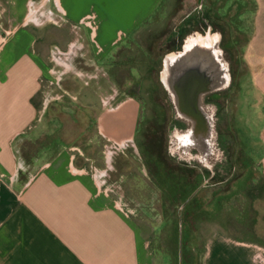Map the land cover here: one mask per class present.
Segmentation results:
<instances>
[{
  "label": "rangeland",
  "instance_id": "rangeland-1",
  "mask_svg": "<svg viewBox=\"0 0 264 264\" xmlns=\"http://www.w3.org/2000/svg\"><path fill=\"white\" fill-rule=\"evenodd\" d=\"M257 4L258 0H159L134 33L117 34L106 54L94 43L90 47L89 41L77 42L75 50L81 55L52 71L36 127L17 146L18 180L60 149L106 169L95 179L104 180L108 196L120 199V209L136 223L150 249L151 264H201L205 240L217 230L264 244V182L243 141L254 93L247 83L243 53ZM1 8L4 43L16 34L17 26ZM65 16L60 0H26L21 26L45 29L57 23L60 29ZM93 19L92 14L79 19L83 28L88 25L79 34H89ZM203 31L220 35L231 76L227 88L204 97L205 113L213 121L207 154L196 148L191 123L177 113L161 74L165 57ZM51 49L58 51L51 45L49 57ZM126 98L140 104L137 129L109 149L105 144L110 139L99 132L97 118ZM249 132L252 138L256 134Z\"/></svg>",
  "mask_w": 264,
  "mask_h": 264
},
{
  "label": "crops",
  "instance_id": "crops-1",
  "mask_svg": "<svg viewBox=\"0 0 264 264\" xmlns=\"http://www.w3.org/2000/svg\"><path fill=\"white\" fill-rule=\"evenodd\" d=\"M25 1L0 2L17 26L13 37L0 42V264H151L136 223L120 209V199L108 196L104 180H96L106 169L60 149L19 181L16 153L41 116L52 71L81 55L76 43L89 41L106 54L117 34L134 33L159 0H60L66 15L60 29L57 23L45 29L21 26ZM91 14L96 21L83 38L79 32L88 25L83 28L79 19ZM54 44L58 51L51 49L49 57ZM243 59L254 90L243 141L264 182V0L254 11ZM139 114L136 99H123L98 116L99 132L113 140L129 138ZM201 264H264V244L217 230L205 240Z\"/></svg>",
  "mask_w": 264,
  "mask_h": 264
},
{
  "label": "water",
  "instance_id": "water-1",
  "mask_svg": "<svg viewBox=\"0 0 264 264\" xmlns=\"http://www.w3.org/2000/svg\"><path fill=\"white\" fill-rule=\"evenodd\" d=\"M206 36H212L214 40L210 51L214 67L212 70L209 68L207 72H205V70L203 69L204 71H201L203 76H199L196 70H193L192 72L195 73H192L190 75V88L188 90V93L186 94L185 101L187 102L189 107L193 106V111L200 112V114H197L196 112L193 118H190L185 115L183 116L178 112L174 94L175 91L170 87L168 83L167 74L170 75L171 79L178 81V84L182 83V85L179 84L180 89L178 91V94L180 93L181 95L185 80L187 78V72L191 67L192 60L191 57H188L187 52L185 51V49H187L185 45L189 40L195 41L199 37L202 38ZM220 42V35H218V33H210L209 31L204 32V34H196L194 36H191L184 43L182 50L178 51V53L165 57L164 68L162 69L164 73L163 71L161 72V74H164V76L162 75V80L167 88L168 94L171 97L174 108L176 109L178 114L189 120V122L191 123L192 129H190L193 133L194 139H198V141H196V148L199 151H202L204 154H207L211 151V145L209 144V141L213 124L211 118L207 116V112L205 113L203 104L204 97L212 92L227 88L231 80L229 64L224 58ZM199 48L200 47H194L192 49L196 53V56H198Z\"/></svg>",
  "mask_w": 264,
  "mask_h": 264
},
{
  "label": "bare ground",
  "instance_id": "bare-ground-1",
  "mask_svg": "<svg viewBox=\"0 0 264 264\" xmlns=\"http://www.w3.org/2000/svg\"><path fill=\"white\" fill-rule=\"evenodd\" d=\"M194 40H189L187 44L185 45L187 49L185 51L187 52L188 57H191V67L188 69L189 71L187 72V78L185 80L183 89H182V94H178V91L180 89L179 84L182 85V83L178 84V81L171 79L170 75L167 74L168 77V83L172 89H174V94H175V99L177 103V109L178 112L181 113L183 116H187L190 118H193L195 113L200 114L199 111H193L192 107H189L187 102L185 101L186 94L188 93V90L190 88V75L193 70H196L199 76H203L201 71L207 72L208 69L210 68L211 70L213 69L214 65L212 62V56H211V47L213 45V38L212 36H206V37H199L197 38L194 42ZM194 47H200L198 56H196V53L192 50ZM195 61V62H194ZM204 69V70H203ZM184 90V92H183ZM181 92V90H180ZM197 100V99H195Z\"/></svg>",
  "mask_w": 264,
  "mask_h": 264
},
{
  "label": "built area",
  "instance_id": "built-area-1",
  "mask_svg": "<svg viewBox=\"0 0 264 264\" xmlns=\"http://www.w3.org/2000/svg\"><path fill=\"white\" fill-rule=\"evenodd\" d=\"M121 141L122 140H113V139H110L109 144H107V145L105 144V147H108L109 149H113L114 147L117 148L120 145V142ZM110 151H112V150H110Z\"/></svg>",
  "mask_w": 264,
  "mask_h": 264
},
{
  "label": "flooded vegetation",
  "instance_id": "flooded-vegetation-1",
  "mask_svg": "<svg viewBox=\"0 0 264 264\" xmlns=\"http://www.w3.org/2000/svg\"><path fill=\"white\" fill-rule=\"evenodd\" d=\"M204 32H205V31H204ZM204 32H201V33H204ZM194 35H196V33L193 34L192 36H194ZM190 37H191V36H190ZM187 39H188V38H187ZM187 39H186V41H187ZM186 41H185V42H186ZM186 44H187V43H186ZM177 51H178V50H176L175 52H177ZM206 103H207V102L205 101V105H206ZM208 107H209V106H208ZM185 130H186V129L182 130L180 134L182 135V133L185 132ZM218 155H219V154L217 153L216 156H218Z\"/></svg>",
  "mask_w": 264,
  "mask_h": 264
},
{
  "label": "trees",
  "instance_id": "trees-1",
  "mask_svg": "<svg viewBox=\"0 0 264 264\" xmlns=\"http://www.w3.org/2000/svg\"><path fill=\"white\" fill-rule=\"evenodd\" d=\"M204 32V31H203Z\"/></svg>",
  "mask_w": 264,
  "mask_h": 264
}]
</instances>
